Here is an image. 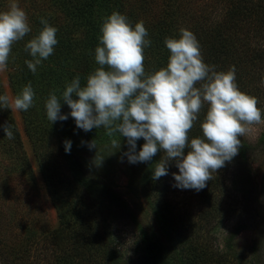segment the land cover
<instances>
[{"label": "trees", "instance_id": "obj_1", "mask_svg": "<svg viewBox=\"0 0 264 264\" xmlns=\"http://www.w3.org/2000/svg\"><path fill=\"white\" fill-rule=\"evenodd\" d=\"M181 1L183 4H188V0ZM209 1H195L198 9L204 13L201 17L198 16L189 28L200 43L204 62L214 65L216 71L226 72L235 66L236 82L239 89L257 97L260 100L258 105L264 106V0H256L257 4L253 0H236L232 6L229 4L226 8V13L220 23H218L219 19L209 20L208 10L217 8ZM172 2L173 0H170L166 5L162 1L161 4L172 10ZM28 5L30 10L28 19L31 22V28L34 23L37 28L36 30L31 29V32L21 41L13 44L7 68L10 70L9 82L14 99L22 93L23 88L29 82L34 89L33 106L27 111L19 110V113L37 170L56 209L59 222L54 230L43 231L44 239L41 242L44 244V251H48V254L45 256L36 255V261L37 264H111V260L114 258L113 241H110V249L101 247L102 240L107 237L105 224L97 217L95 218L93 213L88 212L89 216L84 211L87 206L94 203L96 198L101 197L114 202H118L120 199L109 186L91 173L87 164L75 155V151L88 148V144L93 140L97 144L108 138L119 140L126 137L119 136L118 133L109 137L103 127L85 132L77 128L74 118L70 115L66 121L58 120L52 123L47 118L45 104L50 93L55 92L58 97H61L66 86L77 75L80 77L81 86H86L88 76L99 67L95 61V48L100 45L101 26L106 17L114 11H118L129 18V22L134 28L135 24L140 21L135 11L146 10L142 7L140 0H29ZM7 10L3 9L1 12ZM198 14L201 15V13ZM211 17H218V15L215 14ZM41 18L49 20L48 23L58 29L56 33L58 43L54 46L53 54L48 59L42 60L41 64L37 66L36 72L33 73L25 63L26 60L33 59L30 51L25 50V45L43 29ZM186 19L182 25L179 21L174 22L173 15L167 13L163 20H158L159 23H156L154 27L157 29L161 26L163 31L157 34V40L151 41L146 51L149 53L152 50L151 54H156L160 48H164L165 51L167 48L165 39H177L175 30L186 28ZM208 20L214 24L213 28L208 29L211 26ZM165 21L167 23H164ZM145 27L148 30V36L145 39L150 40L155 29L151 25ZM166 54L162 61L164 67L160 64V68L167 66L171 55L170 50ZM145 74L147 75L146 71ZM196 86L199 87L200 84L198 83ZM1 88L0 84V95H4ZM74 98L78 97L74 96ZM61 104V112L70 114L69 106L63 101ZM208 108L207 104L201 108L198 119L188 134L189 141L192 138H203L201 124L205 120ZM0 113L4 115V120L0 123V152L9 158L7 166H4L0 175L1 229L5 199L11 198L14 202H23L26 199L25 187L27 186L33 190L32 197L37 198L39 188H36L33 170L11 109L0 107ZM6 124L11 125L14 139L9 140L6 137L4 131ZM101 132L104 134L102 135ZM66 140L72 142L70 152L65 151L64 142ZM240 140L241 146L233 161L239 172L237 180L241 183L244 194L245 191L249 194L248 189L252 188V169L249 167V156L251 153L264 155V129L253 145L245 140ZM188 151L190 149L186 147L185 155ZM143 164V173L138 183L144 190L146 198L147 193H152L154 189L159 194L158 200L155 198L152 207L157 215L159 229L163 231L165 245L153 233L144 229L134 215H131L137 234L136 250L140 256L139 264L202 263V260H199L201 257L199 244L192 242L186 244V240L181 242L180 237H176H184L188 230L181 233V230L184 229L181 227L184 222L179 221L180 219H172L173 212L170 213V210L166 209L167 203L161 200V196L164 197V195L160 192L166 188L162 187V177L159 180L153 179L157 160L152 158L151 161L143 162ZM9 180L13 185L9 184ZM204 188L207 195H211L213 189H221L216 178L207 181ZM23 196L24 199H22ZM227 210L228 207L226 209L222 207L223 212ZM34 220L36 221V219ZM18 226L21 230H30V227L22 226L21 228V225ZM184 227H188V225H184ZM42 230L45 229L42 228ZM29 232L33 235L31 236L34 239L32 243L38 244V234L33 231ZM234 233L231 237H234L237 231ZM108 237H110L109 232ZM5 245L7 243L4 244L0 239V256L7 257L6 264H28L27 260L21 257L23 255L21 246L14 249L12 247L5 248ZM263 245L264 233L253 242L249 249L252 264H258L257 253L262 250ZM11 252H14L15 257L9 260ZM28 257L30 258V256ZM42 258H47L48 263H40Z\"/></svg>", "mask_w": 264, "mask_h": 264}, {"label": "clouds", "instance_id": "obj_2", "mask_svg": "<svg viewBox=\"0 0 264 264\" xmlns=\"http://www.w3.org/2000/svg\"><path fill=\"white\" fill-rule=\"evenodd\" d=\"M41 23L43 29L25 45L33 57L25 63L33 73L58 43V29L44 18ZM30 32L27 13L13 0L7 11L0 12V71L7 67L13 44ZM101 33L100 45L95 48L99 67L88 76L86 86H81L77 75L61 97L50 93L45 104L48 120L66 121L70 115L85 132L103 127L109 137L116 133L126 137L129 148L123 155L129 163L151 161L163 150L153 179L168 175L169 163L175 161L179 173L172 174L173 186L202 190L213 179L212 173L238 154V137L246 135L248 125L261 123L258 98L239 89L235 66L225 72L205 63L200 43L188 29H180L179 39H165L171 53L167 66L150 75L144 68V48L151 44L145 39L148 30L144 21L133 28L127 16L114 11L104 19ZM34 97L29 82L14 101L0 95V107L27 111ZM61 101L69 106L70 114L61 112ZM204 104L209 108L201 124L203 138L189 141L188 134ZM4 131L9 140L14 139L11 125H4ZM140 138L146 143L137 153ZM64 143L65 151L70 152L72 142ZM111 144L117 150L121 147L120 140L112 139ZM88 147L95 148V141ZM186 147L190 149L187 155ZM103 158L97 154L95 164L101 165Z\"/></svg>", "mask_w": 264, "mask_h": 264}, {"label": "rangeland", "instance_id": "obj_3", "mask_svg": "<svg viewBox=\"0 0 264 264\" xmlns=\"http://www.w3.org/2000/svg\"><path fill=\"white\" fill-rule=\"evenodd\" d=\"M162 1L167 5L170 0H140V3L143 5L141 6L146 11L136 10L135 14L140 21H144L145 26L151 25L155 29L154 26L156 23H159L158 20H163L167 13H169L173 15L174 22L179 21L182 25L184 24L182 22L189 17V19H186L187 27L184 28L189 30L190 25L197 20L196 18L198 16L201 17L202 13H204L195 4L197 0H188V4H183L181 0H173L172 10L161 4ZM12 2L13 0H0V12L3 9H9ZM15 2L25 10L28 16V12H30L29 0H15ZM209 2L217 6V8L208 10L209 20L219 19L218 23H220L226 13V8L229 4L232 6L236 0H213ZM253 2L257 4L256 0H253ZM198 13H201V15ZM215 14L218 17H211ZM209 20L208 22L211 26L208 29L214 27V24ZM164 23L167 22L165 21ZM29 24L31 27V22ZM36 28L37 25L34 23L31 29L36 30ZM155 30L150 41L153 39L157 40V34L163 31L161 26ZM175 33L177 39H179L180 29L177 28ZM146 48L148 46L144 48V68L147 75H150L161 69L159 66L160 64L162 65V61L165 58L164 56L167 55L168 50L166 48L164 51V48H160L156 54H151L152 50L148 53ZM162 66L164 67V65ZM9 74L10 70L7 67L4 71H0V84L4 92L3 94L7 95L10 101H14ZM258 103H260V100H258ZM258 107L262 110L261 123L248 125L249 131L246 135L238 137L251 145L256 142L261 131L264 129V106L259 104ZM11 112L21 134L24 150L27 153L33 170L36 188L39 189L37 198H33V190L30 189V186L25 187V194L27 193L26 199L23 202L18 201L19 204L11 198L5 199L0 239L4 244L7 243L4 246L5 248L12 247L17 249L21 246L23 254L21 257H24L28 264H37L36 255L45 256L48 254V251H44V244L41 242L44 239L43 231L54 230L59 225V222L56 209L47 194L42 177L37 170L30 143L24 134L19 110L11 109ZM3 120L4 115L0 113V123ZM104 132H101V134L103 135ZM119 140L121 147L118 150L112 147V140L108 138L107 140H103V142L95 143V148L90 149L88 147L75 151V155L87 164L91 173L109 186L116 193L117 198L120 199L118 202H114L102 199L101 197L96 198L93 201L94 203L87 206L84 212L85 214L88 212L93 213L95 218L97 217L105 224L107 237L105 240H102L101 247H108L110 249V241H113L112 252H114V258L111 260V264H139L140 256L138 250H136L137 234L135 223L132 222L133 220L130 216L134 215L144 229L153 233L165 245L163 231L159 229L157 215L152 207L155 198L158 200L159 194L154 189L153 192L156 194L153 192L147 193L146 198L144 190L138 183L143 173L144 164L143 162L129 163L128 158L123 155L129 148L127 139L121 138ZM145 143L146 141L143 138L137 141V153ZM97 154L100 158L104 157L102 164L99 166L95 164ZM163 156L164 151L158 150L153 158L158 163ZM8 159V156H4L0 152V175L5 168L4 166H7ZM97 163H99V160H97ZM249 164V167L252 169V188L248 189L249 194L246 191L244 194L241 183L237 180L239 172L233 159L230 162H225L224 167L212 173L213 179L216 178L218 180L221 189H216L217 191L213 189L211 195L206 194L205 188L197 191L195 189L174 187L173 185L176 181L172 174L179 173L175 161L169 163L168 175L162 177V187H165L166 190L160 192L164 195V197L161 196V200L167 203L166 209H169L170 213L173 212L172 219H180L179 221L184 222V225H188V227L181 226L185 229H182L181 233L183 231L185 233L188 230L185 236L176 237H180L181 242L186 240V244L188 242L199 244V250L201 248L199 260H202L200 264H252L249 249L253 242L264 233V155L251 153ZM9 184L13 185L10 180ZM22 199H24V196ZM222 207L224 209L228 207V210L225 211L226 213L222 211ZM83 218L86 219L87 217ZM18 225H21V228L22 226L30 227L29 231L38 234V244L32 243L34 239L31 236L33 235L29 231L21 230ZM42 228L45 230H42ZM235 231H237V234L231 237V235L235 234ZM108 232L110 237H108ZM257 255V259L259 258L258 264H264V245ZM9 256V260L10 258H14V252H11ZM47 258H42L43 260L39 262L48 263L46 261ZM0 261H2L0 264H6L7 257L0 256Z\"/></svg>", "mask_w": 264, "mask_h": 264}]
</instances>
